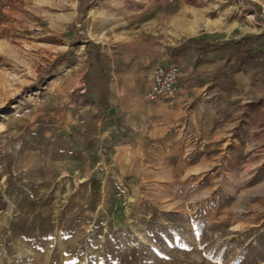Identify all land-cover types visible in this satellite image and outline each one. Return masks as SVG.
Listing matches in <instances>:
<instances>
[{
  "label": "rangeland",
  "instance_id": "374dc122",
  "mask_svg": "<svg viewBox=\"0 0 264 264\" xmlns=\"http://www.w3.org/2000/svg\"><path fill=\"white\" fill-rule=\"evenodd\" d=\"M81 10L80 0H0V264H264V186H136L139 170L112 159L119 139L102 107L109 88L113 107L136 97L122 83L144 98L152 68L179 48L198 56L243 37L257 38L260 58L246 71L254 91L240 94H262L264 0Z\"/></svg>",
  "mask_w": 264,
  "mask_h": 264
},
{
  "label": "crops",
  "instance_id": "0c3cea01",
  "mask_svg": "<svg viewBox=\"0 0 264 264\" xmlns=\"http://www.w3.org/2000/svg\"><path fill=\"white\" fill-rule=\"evenodd\" d=\"M196 59L195 53L169 59L180 68L178 92L171 100L148 102L133 82L129 88L122 83L121 95L136 97L113 107L112 90L107 89L106 116L110 114L114 125L107 136L113 133L119 139L112 159L139 170L136 186H264V120L250 117L264 112V91L245 98L240 91H254L249 87L252 72L231 73L234 61L229 70L210 55L198 64ZM224 83L230 87L225 89ZM234 106L244 107L247 118L234 120L233 113L218 117V109L231 111ZM243 125L252 126V135L239 129ZM169 198L176 199L172 194Z\"/></svg>",
  "mask_w": 264,
  "mask_h": 264
},
{
  "label": "trees",
  "instance_id": "16d2710c",
  "mask_svg": "<svg viewBox=\"0 0 264 264\" xmlns=\"http://www.w3.org/2000/svg\"><path fill=\"white\" fill-rule=\"evenodd\" d=\"M95 1L96 0H80V6L82 9L81 12L89 10ZM256 39V37H243L239 40L228 41L221 44H207L202 48L201 53L197 56L196 64L201 63L203 61L202 57L208 53L229 51V53H232V56L234 57V62L230 67L231 73L246 72L254 65L255 61L260 58V55L255 54L252 49ZM183 53H185L184 47L179 48L175 52V55ZM223 75H225V73H223ZM104 94L105 98L102 103V107L108 110L109 106L106 101L107 90H105Z\"/></svg>",
  "mask_w": 264,
  "mask_h": 264
},
{
  "label": "built area",
  "instance_id": "2783aa9c",
  "mask_svg": "<svg viewBox=\"0 0 264 264\" xmlns=\"http://www.w3.org/2000/svg\"><path fill=\"white\" fill-rule=\"evenodd\" d=\"M180 68L174 63L164 66H155L150 74V88L145 93V100H171L178 92Z\"/></svg>",
  "mask_w": 264,
  "mask_h": 264
}]
</instances>
